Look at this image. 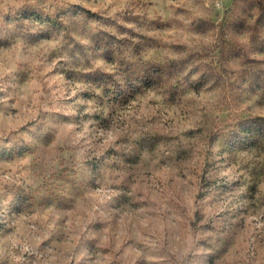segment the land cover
Wrapping results in <instances>:
<instances>
[{"label":"rangeland","instance_id":"374dc122","mask_svg":"<svg viewBox=\"0 0 264 264\" xmlns=\"http://www.w3.org/2000/svg\"><path fill=\"white\" fill-rule=\"evenodd\" d=\"M0 264H264V0H0Z\"/></svg>","mask_w":264,"mask_h":264}]
</instances>
